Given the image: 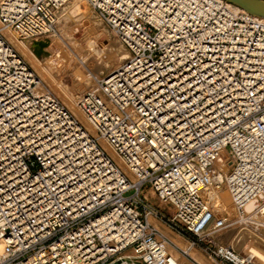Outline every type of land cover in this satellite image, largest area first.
Returning a JSON list of instances; mask_svg holds the SVG:
<instances>
[{"label": "built area", "instance_id": "obj_1", "mask_svg": "<svg viewBox=\"0 0 264 264\" xmlns=\"http://www.w3.org/2000/svg\"><path fill=\"white\" fill-rule=\"evenodd\" d=\"M69 1L0 0V264H177L150 218L200 243L227 221L212 192L264 205V21L224 0H88L129 58L77 97L85 126L3 35L51 36Z\"/></svg>", "mask_w": 264, "mask_h": 264}, {"label": "rangeland", "instance_id": "obj_2", "mask_svg": "<svg viewBox=\"0 0 264 264\" xmlns=\"http://www.w3.org/2000/svg\"><path fill=\"white\" fill-rule=\"evenodd\" d=\"M3 35L39 77L41 87L53 93L72 112L75 111L74 99L128 59H122L125 47L88 0H70L59 10L55 31L40 39L46 42L37 57L41 64L28 50L33 41H17L7 32ZM219 192L218 196L227 195L229 198L225 188ZM149 202L155 207L159 205L155 196L149 197ZM256 205L251 212L244 209L242 213L235 210L228 213L226 209L216 211L217 217L227 221L218 231L204 236L200 243L193 235L173 233L153 219L151 223L172 241L166 248L177 264H220L210 257L213 245L232 247L238 255L250 256L256 264H264V213L259 210L264 205Z\"/></svg>", "mask_w": 264, "mask_h": 264}, {"label": "bare ground", "instance_id": "obj_3", "mask_svg": "<svg viewBox=\"0 0 264 264\" xmlns=\"http://www.w3.org/2000/svg\"><path fill=\"white\" fill-rule=\"evenodd\" d=\"M233 7L236 9V10H240V11H243L242 9H240L239 7H237V6H235V5H233ZM259 19H261L262 21H264V19H262V18H259ZM6 38V37H5ZM8 41V40H7ZM9 42V41H8ZM46 42H44L43 40H35V41H33V44H32V46L28 49L29 50V52H30V54L33 56V58L35 59L36 58V62L38 63V64H41L40 63V61H39V59L37 58L38 57V54L40 53V51H39V49H41L43 46H44V44H45ZM11 44V43H10ZM126 57H128L129 58V52L126 50V52H125V54H124V56L122 57V59H125ZM120 66H118V67H116L113 71H115V70H117L118 68H119ZM112 71V72H113ZM69 96V95H68ZM76 100L77 99H74V109H75V111L74 112H72V111H70L67 107V109L78 119V121L79 122H81V123H83L85 126H86V123H85V121H84V119H83V117H82V115L77 111V109H76ZM227 191V190H226ZM218 193H220V192H212L211 194H209V196H208V198H207V200H208V203L214 208V210L215 211H218V212H220L219 211V209H226V210H228V213H231L232 211H236V208H235V206H234V204H233V201H232V199H231V196H230V194L228 193V191H227V193H228V195H229V198H228V196L227 195H223V196H218ZM229 199H230V201H229ZM255 207H257V205H256V203H249L248 205H246L245 207H244V210H246L247 212H251L253 209H255ZM261 212H263L264 213V207H262L261 209H259ZM230 211V212H229ZM255 212H256V210H254ZM254 213V212H253ZM252 213V214H253ZM225 215H227L228 216V214H226L225 213ZM235 215V214H234ZM251 216V215H250ZM254 216V215H253ZM229 217V216H228ZM233 217V216H232ZM151 220L152 219H149L148 221H149V223L152 225V227L155 229V230H157L155 227H154V225L151 223ZM158 231V230H157ZM159 232V231H158ZM160 233V232H159ZM160 235H161V237L164 239V241L167 243H165V247H168V244L170 243V244H172V241H170L166 236H164V234H162V233H160ZM167 249V248H166ZM256 254V253H255ZM197 259V258H196ZM197 263V262H196Z\"/></svg>", "mask_w": 264, "mask_h": 264}, {"label": "water", "instance_id": "obj_4", "mask_svg": "<svg viewBox=\"0 0 264 264\" xmlns=\"http://www.w3.org/2000/svg\"><path fill=\"white\" fill-rule=\"evenodd\" d=\"M246 13L264 19V0H224Z\"/></svg>", "mask_w": 264, "mask_h": 264}]
</instances>
